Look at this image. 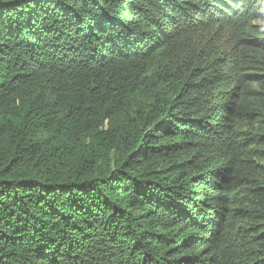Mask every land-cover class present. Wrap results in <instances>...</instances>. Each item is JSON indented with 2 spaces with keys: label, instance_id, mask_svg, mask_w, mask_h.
<instances>
[{
  "label": "trees",
  "instance_id": "1",
  "mask_svg": "<svg viewBox=\"0 0 264 264\" xmlns=\"http://www.w3.org/2000/svg\"><path fill=\"white\" fill-rule=\"evenodd\" d=\"M0 264H264V0H0Z\"/></svg>",
  "mask_w": 264,
  "mask_h": 264
}]
</instances>
